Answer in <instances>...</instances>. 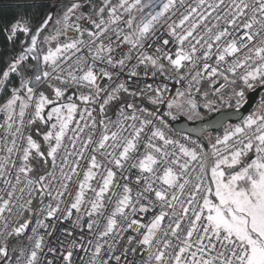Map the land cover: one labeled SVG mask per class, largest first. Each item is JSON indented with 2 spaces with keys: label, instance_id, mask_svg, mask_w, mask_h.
I'll use <instances>...</instances> for the list:
<instances>
[{
  "label": "snow or ice",
  "instance_id": "1",
  "mask_svg": "<svg viewBox=\"0 0 264 264\" xmlns=\"http://www.w3.org/2000/svg\"><path fill=\"white\" fill-rule=\"evenodd\" d=\"M16 7L32 12L0 27V90L10 91L0 105V264H264V94L240 123L217 121L214 138L211 122L187 132L168 123L239 111L264 89V0ZM157 25L167 38L150 41ZM123 73L138 79L117 83ZM167 81L181 84L174 96ZM45 85L51 96L37 92ZM33 103L28 125L55 121L46 150L24 135Z\"/></svg>",
  "mask_w": 264,
  "mask_h": 264
},
{
  "label": "built area",
  "instance_id": "2",
  "mask_svg": "<svg viewBox=\"0 0 264 264\" xmlns=\"http://www.w3.org/2000/svg\"><path fill=\"white\" fill-rule=\"evenodd\" d=\"M116 2H117V0H113V3H116ZM187 2H188V3H191V2H193V0H187ZM181 11H183V9H181ZM174 19H175V17H174ZM122 27H123V25H122ZM125 31H127L126 28H125ZM161 33H164V36L162 37V39H163V38H167V36H166V26H165V27H162L161 25H157V32H156V35L153 36V37H150V41H155V39H156L157 36H161ZM68 36H69V37H73V36H75V33H73V32H69V33H68ZM59 38H60V40H61L62 42H64V39H65V38H64L63 36H61V37H59ZM113 38H114V37H113ZM106 42H107V41H106ZM168 47H169V49H171V51H172L173 54H174V53H175V48L173 47V45L170 44ZM122 50H123V51H127V48L125 47V48H123ZM85 51H86V50H85ZM147 51H148L149 53H153V52L155 51V45L153 46V48H151V49H147ZM134 54H135V53H134ZM29 60H30V58H29ZM135 63H136V60H135V59H133V60L130 62V64H135ZM164 63L167 65V61H165ZM99 66H102V65H99V63H98V67H99ZM142 68H143V66H141V69H142ZM136 79H138V78H132V80H129V79H128V76H127V73H123V74H121L119 80H117V83L120 82V81H127V82L129 83V85L131 86V85L133 84V81L136 80ZM161 79H163V78H162V77H158L156 82L158 83L159 80H161ZM167 82H168V84H169V89H170V91H169L168 93H166V95H168V96H170V97H171V96H174L176 90L179 89V88H181V84H177V83H175L174 81H167ZM99 83L101 84V86H104V85L109 84V81L107 80V78H103V79H101V80L99 81ZM145 83H153V79L151 78V75H150V74H149V77H148V78H146V79L143 80V82L140 84V87H143ZM18 86H19V85H18ZM18 86H17V87H18ZM113 86H114V85H113ZM205 87H207V86L205 85ZM42 88L47 89L46 85H45V86H39V87H37V92L42 91ZM48 90H49V89H48ZM49 91H51V90H49ZM74 91H75V89H72V90L69 91L68 94H72V92H74ZM8 97H9V96H8ZM8 97H7V98H8ZM7 98H5L4 100L0 101V105H3V104L6 102V99H7ZM197 98L199 99V97H197ZM77 103L79 104V101H77ZM95 107L97 108V111L94 112L93 115L97 116V118L99 119V116H98V105L95 106ZM158 107H159L161 113H163L164 111L167 110V109H166V105H160V106H158ZM50 108H51V106H47V107L45 108V113H44V114H45V118H46V113H47L48 110H50ZM226 109H229V108H227V107L225 106V107L221 108V111H222V110H226ZM18 111H19V107L17 106V107H16V112L18 113ZM34 111H35V106H34V103H33L32 105H30V108H29L28 110H26L25 124H24V129H23V131H24V135H25V136H27V135H29V134L32 133V129H33V126H34L35 123L32 124V125H28L27 121H28L29 119H32V115H30L29 113H34ZM201 111H203V110H201ZM215 113H217V112H213V113H210V114H206L205 119H207L208 117H210L211 115H213V114H215ZM108 117H110L113 121H115V119H116V112H114L112 115H110V116H108ZM182 117H183V116H182ZM75 118H76V119H79V116L77 115ZM184 118L187 119L186 117H184ZM5 119H6V114H5L3 111H0V125H2V124L4 123V120H5ZM187 120H188V119H187ZM36 121H37V120H36ZM171 121H172V120H169L168 123H169V127H170L171 129H173V128L170 126V122H171ZM188 121L195 122V121H202V120H188ZM53 122H55V121L53 120V121L49 122V123L46 124V125H47V126H50L51 123H53ZM82 123H83V122H82ZM237 124H238V123H237ZM234 125H235V124H234ZM70 127H75V125L73 124V125H71ZM173 131H175V130L173 129ZM125 134H127V133H125ZM4 135H5V132H4L3 128H0V138L4 137ZM68 135H72V133L69 132ZM84 138H86V133L84 134ZM8 139H9V141H10V140H11V137L9 136ZM18 143H22V142L18 140ZM65 143L68 144L69 149H71V144H70V142H68V141L66 140ZM141 151H143L142 148H141ZM3 154H4L3 152H0V155H3ZM253 155H254V154H253ZM133 171H135V170H133ZM126 174H127V173H126ZM81 178H82V176H81ZM132 179H133V181H134L135 176H133ZM132 186H133V189H134V192H135V190H136L135 185L133 184ZM41 231H43V230H41ZM80 255H84V253L81 252Z\"/></svg>",
  "mask_w": 264,
  "mask_h": 264
},
{
  "label": "trees",
  "instance_id": "3",
  "mask_svg": "<svg viewBox=\"0 0 264 264\" xmlns=\"http://www.w3.org/2000/svg\"><path fill=\"white\" fill-rule=\"evenodd\" d=\"M32 2H33V0H0V27H3L6 24L10 23L12 20L17 18L18 16H23L25 11L32 12L31 9H23V8L16 7L17 5H20V4L32 3ZM36 2H39V0H36ZM98 2H99V0H97V3ZM36 22L37 21H35L34 19L32 20L33 24H35ZM41 40H42V37H41ZM42 45L43 44H41L40 47ZM0 50L6 51V48L2 47V37H0ZM28 63H32V61L29 60ZM0 67H2V65H0ZM13 83L15 84V86L19 85V80L17 78H15V76H13L12 81H10V83H9V89L11 88ZM42 91H44L46 95H49V96L52 95L51 91H49L48 89L42 88ZM262 94H264V91L261 92L256 104L254 105V107L252 109H254L258 106V104L260 103V99H261ZM9 95H10V91L0 90V101L4 100ZM142 103H143V106L148 107L150 110H152L154 108V106L151 104H148L147 101H143ZM114 112H115V109L110 107L107 109L106 115L110 116ZM47 130H48L47 125L44 122L37 120L33 126L31 135L33 136L34 139L38 140V142H41L43 145L42 133L47 131ZM222 131H223V129L220 130L218 133H220ZM38 132L40 133V135H38ZM211 135H213V134H211ZM214 135H216V134H214ZM43 147L46 150V145H43Z\"/></svg>",
  "mask_w": 264,
  "mask_h": 264
},
{
  "label": "water",
  "instance_id": "4",
  "mask_svg": "<svg viewBox=\"0 0 264 264\" xmlns=\"http://www.w3.org/2000/svg\"><path fill=\"white\" fill-rule=\"evenodd\" d=\"M31 60V58H30ZM32 61V64L36 63V61ZM264 91V89H258L254 92H248L247 94V100L248 102L245 104V106L240 109L239 111H236L234 108L232 109H226L222 110L220 112H217L207 119L203 121H188L184 117H180L178 120L171 121L170 126L175 130H180L183 132H187L188 129L190 128H201L205 127L207 125V122H211L213 125H216L215 127H209L208 131L211 134H215L222 130L223 128L219 127L217 124V121H223L224 127L227 125H232V124H237L240 123L242 118L247 116L254 105L256 104L261 92ZM193 138H198L194 133H193ZM203 142L207 144V140L204 139Z\"/></svg>",
  "mask_w": 264,
  "mask_h": 264
},
{
  "label": "rangeland",
  "instance_id": "5",
  "mask_svg": "<svg viewBox=\"0 0 264 264\" xmlns=\"http://www.w3.org/2000/svg\"><path fill=\"white\" fill-rule=\"evenodd\" d=\"M52 27H54V25H52L50 28H49V31H51V29H52ZM45 34H47V33H45ZM42 39H43V37H42ZM58 40L60 41V42H62L61 40H60V38H58ZM56 43H57V41H52L51 42V47H53V48H55V46H56ZM42 49L44 50V51H46L47 50V48L49 47V45H47V44H43L42 46ZM254 109H256V108H254ZM254 109H252L251 111H253ZM232 125H234V124H232ZM228 126V125H227ZM227 126H225V127H227ZM48 128L50 127V126H47ZM222 133H223V131L222 132H220V133H215L216 135H222ZM216 135H212V137L214 138Z\"/></svg>",
  "mask_w": 264,
  "mask_h": 264
}]
</instances>
